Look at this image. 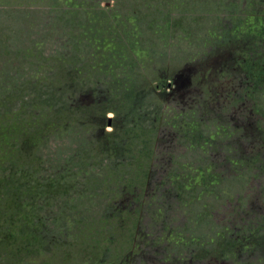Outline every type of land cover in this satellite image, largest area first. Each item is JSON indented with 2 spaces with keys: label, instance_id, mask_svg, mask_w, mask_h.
<instances>
[{
  "label": "rangeland",
  "instance_id": "374dc122",
  "mask_svg": "<svg viewBox=\"0 0 264 264\" xmlns=\"http://www.w3.org/2000/svg\"><path fill=\"white\" fill-rule=\"evenodd\" d=\"M260 90L264 0H0V264H264L257 165L182 190Z\"/></svg>",
  "mask_w": 264,
  "mask_h": 264
},
{
  "label": "trees",
  "instance_id": "16d2710c",
  "mask_svg": "<svg viewBox=\"0 0 264 264\" xmlns=\"http://www.w3.org/2000/svg\"><path fill=\"white\" fill-rule=\"evenodd\" d=\"M262 92L263 91L260 90V93H258V95L260 96L263 95V98H260L261 100H256L254 102H250L249 104L246 103L241 109V114H239L248 116L251 120V122L248 124V128L246 129V133L254 141V144L252 143L249 148L245 146V148L240 151V148H238V142H243L244 144L243 138L239 139V141L238 139L237 141L225 140L223 144H227L232 149H234L232 154L225 153L219 150V144L210 146L211 148L208 158L206 157V160L204 162H201L200 166L196 167V170H194V172L186 171L189 174V177L187 182L183 184L182 190L186 189L187 191H199L200 187L203 185V181L206 183L208 176H215L216 174H218V172L220 173L219 176L222 175L223 178H228V176H231L233 172H236L241 167L246 165L247 162H245V160L250 163V166L257 165L259 167V170L264 173V92ZM254 93H256V89H254ZM184 124L185 125H183V130H181V132L185 133L187 132V129H189L188 127L192 126L193 123H190L189 126L188 122H184ZM197 124L200 125V122H195L196 126ZM205 124H207V121ZM209 127H211V125ZM217 130H221L220 127H218ZM165 131L167 132L166 129ZM166 132H164L163 137L161 139L162 141H160V152H163L165 155L168 152L171 143L176 137V133H173V130H170L167 133ZM210 133L212 134L213 138H217L218 135L222 134L221 131L218 134L214 131ZM244 154H247V156H242ZM242 161H244L245 164L242 163ZM193 168L194 167L190 169ZM166 171H168V168L163 167L162 169H159L158 173L164 174ZM241 177L244 180L247 179V181H241L242 184L247 182V186L248 184H250L251 186L254 185V187H256V191L257 189H259L257 193H254L251 196V203H253L258 209L264 210V181H260L259 176H257L256 178H251L248 177L245 173ZM221 182L222 186H225V192L231 189L227 187L228 185L232 186V184L229 183V180H222ZM201 190L204 192L203 189ZM227 229L230 232V236H238V233H236L234 228H231V226L230 228L227 226ZM254 231L255 229H253V231L249 230L246 235L240 236L243 252L246 251V249L248 250V248H250V241L252 240V235H254L252 233H254ZM236 256L238 257L237 254Z\"/></svg>",
  "mask_w": 264,
  "mask_h": 264
}]
</instances>
